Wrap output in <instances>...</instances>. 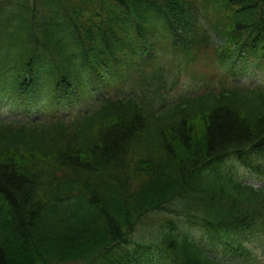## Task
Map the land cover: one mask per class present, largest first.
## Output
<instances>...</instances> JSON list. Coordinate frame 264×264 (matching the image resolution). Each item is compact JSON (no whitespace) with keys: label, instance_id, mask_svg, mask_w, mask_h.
Returning <instances> with one entry per match:
<instances>
[{"label":"trees","instance_id":"trees-1","mask_svg":"<svg viewBox=\"0 0 264 264\" xmlns=\"http://www.w3.org/2000/svg\"><path fill=\"white\" fill-rule=\"evenodd\" d=\"M227 53L264 71V0H0V104L72 99L78 61L136 78L0 119V264H227L264 243V187L236 168L264 174V83L226 81Z\"/></svg>","mask_w":264,"mask_h":264},{"label":"rangeland","instance_id":"rangeland-1","mask_svg":"<svg viewBox=\"0 0 264 264\" xmlns=\"http://www.w3.org/2000/svg\"><path fill=\"white\" fill-rule=\"evenodd\" d=\"M1 112H2L3 116H5V117H9L12 114V112L9 110L8 106H6V108H4V107L1 108ZM240 173L243 175V177L255 182V184H264V179L260 178L259 176H257L256 174L250 172L247 169L246 170L245 169H240ZM259 264H264V257L259 262Z\"/></svg>","mask_w":264,"mask_h":264}]
</instances>
